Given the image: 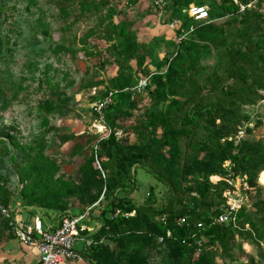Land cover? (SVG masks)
I'll return each instance as SVG.
<instances>
[{
	"label": "trees",
	"instance_id": "1",
	"mask_svg": "<svg viewBox=\"0 0 264 264\" xmlns=\"http://www.w3.org/2000/svg\"><path fill=\"white\" fill-rule=\"evenodd\" d=\"M67 1L78 2L77 19L92 22L80 52L94 58L97 69L111 72L105 80L88 79L79 86L96 89L98 94L87 102L88 110L106 130L100 136L87 133V142H92L90 154L85 155L74 181L64 175L55 178L56 162L48 161L34 146L42 135L29 134L23 141L15 134H1L0 129V168L8 166L4 160L9 156L16 168L15 192L22 205L35 212L61 214L54 221L57 225L62 217L78 215L99 200L88 223L91 231L82 233L92 240L83 264H107L106 240L118 242L119 253H132L125 264H146L140 247L149 241L174 243L179 257L176 264H218L215 260L226 256L233 264H257L241 245L247 241L262 253L264 189L257 179L264 171V143L239 140L236 144L232 137L249 120L245 108L264 99V0H163L161 10L155 0H149L147 7L139 4L131 17L128 11L138 0H129L127 11H116L109 0ZM190 4L206 6L208 17L191 18L187 13ZM26 9L30 10L29 4ZM144 15L161 16L163 24L174 19L180 23L168 42L160 41L165 42V50L155 61L154 71L147 67L153 63V49L161 46L137 42V32L131 30ZM3 44L0 37V56L7 51ZM212 51L215 62L201 65ZM36 66L37 61L26 63L27 75L22 73L20 80L36 81L38 95L28 110L34 109L41 117L42 127L50 114L59 112L61 88L48 73V64L42 70ZM34 68L38 75L30 74ZM63 74L62 78L68 75ZM141 78L148 85L138 93L135 87ZM13 88L10 98L2 95L6 106L12 98L23 104V96L31 97L22 83ZM104 98L109 102L99 113L93 104L103 103ZM100 115L102 121L97 120ZM137 168L147 169L155 182L171 191L160 208L153 207L151 191L143 207L117 196L116 192H131ZM229 177L244 178L252 188L248 194L252 208L242 207L236 213V227L212 224L228 207L223 194L232 190L225 181ZM2 186L0 203L9 204L8 196H2L6 191ZM179 218H184L182 225L176 223ZM198 223L203 226L198 228ZM6 225L0 219V227L13 236ZM234 245L237 255L231 257Z\"/></svg>",
	"mask_w": 264,
	"mask_h": 264
},
{
	"label": "rangeland",
	"instance_id": "2",
	"mask_svg": "<svg viewBox=\"0 0 264 264\" xmlns=\"http://www.w3.org/2000/svg\"><path fill=\"white\" fill-rule=\"evenodd\" d=\"M109 1L116 5V11H127L126 4L129 0ZM147 1L149 0H138L133 10L128 11L129 17L133 15L139 4L142 6L143 3V7H147ZM28 4L29 11L26 9ZM78 15L79 4L76 1L0 0V37L2 43L5 42L2 47L7 50L6 52L3 51L2 56H0L1 134H15L16 137L24 138L23 141L28 138L29 134L42 135L34 146L37 147V152L49 159L48 161L56 162L58 173L55 178L64 175L67 178H73L74 181L78 179L76 178L78 167L85 155L90 154L89 146L92 142H87V133L100 136L103 130L88 110L87 102L90 97L98 94L96 89L79 86L86 83L88 79L105 80L107 76L111 75L109 68V70L97 69L94 65V58L91 60V57H85L80 52L83 48L82 44L86 40L83 39V36L87 34V29L92 22L90 19H77ZM145 15L134 22L131 30L137 32V42L161 46L153 49V63L147 67L149 71H154V63L159 59V55L164 52L165 42L170 40L173 30L169 28L168 24H163L161 16ZM167 16H169L168 12L165 15L166 19ZM162 40L165 42L160 44ZM215 53L212 51L210 56L201 61V65L213 64ZM36 61V67L41 70L47 64L50 66L48 73L54 75V80L60 83V97L62 99V104L57 110L59 112L54 115L50 114L47 124H43L42 127H40L41 117L36 114L34 109L28 110L38 95L35 91L36 81L27 80L24 82V80H20L22 73L27 75L24 65ZM57 68H60V71ZM39 73H35L34 68L30 74L38 75ZM63 73L68 75L62 78ZM17 82L22 83V87L30 92L32 98L23 96V104H19L16 98L15 100L12 98V104L6 106L5 98L3 99L2 95L10 98L14 84ZM103 101L105 106L109 102L107 98H104ZM245 113L249 120L240 129L237 137H232L235 143L237 144L239 140H260L264 143V99L254 107H246ZM100 119L99 116L97 120ZM79 146L82 147V151L78 153ZM4 161L7 162L8 166L0 168V183L3 184L2 188H6L2 196H8L12 209L14 208V211L20 209V212H34L37 216L47 217V221L50 223L57 221L62 216L59 213L44 210L38 212L39 209L35 212L33 209H27L22 205L21 199L17 196V191L15 192V188L18 186L16 168L10 164L9 156H6ZM94 164L97 167L96 162ZM146 171L147 169L141 168L135 170L133 176L136 183L129 194L122 195L120 192H116V194L119 197L130 199L136 206L143 207L144 201L151 191L155 198L153 207L160 208L167 202V193H171V191L166 186L155 182ZM9 172H14V176H6ZM262 188L264 189L263 186ZM149 224L154 225L152 221ZM2 236L5 237V234L0 233V238ZM116 243L109 240L105 241L108 250L104 254L107 257L105 258L107 264H125L126 262L123 261H127L128 257L132 255L131 252L119 253L120 246H118L119 243ZM81 246L82 243L78 241L75 248L79 250ZM260 246L262 247L260 254H263V257L259 254V248L247 241H242L241 249L244 253L251 255L257 264H264V244L260 243ZM140 251L146 264H176L179 258L175 244L170 241L162 245L149 241L140 247ZM198 254L199 251H197L195 259H197ZM232 255H237L236 245L231 249V257H233ZM226 257L224 260L216 259L215 261L218 264L226 262L233 264L234 261L228 256ZM235 264L250 263L235 262Z\"/></svg>",
	"mask_w": 264,
	"mask_h": 264
},
{
	"label": "built area",
	"instance_id": "3",
	"mask_svg": "<svg viewBox=\"0 0 264 264\" xmlns=\"http://www.w3.org/2000/svg\"><path fill=\"white\" fill-rule=\"evenodd\" d=\"M154 3L159 10L165 6L163 0H155ZM243 8L244 7L241 6L240 10H243ZM207 10L208 8L206 6L190 4L187 8V13L194 20H203L208 17ZM167 24L170 29L174 30L180 23L174 19ZM177 40H180V37L177 38ZM147 85V79L141 78L135 87V91L140 93ZM107 100L109 101L108 98ZM103 105H105L104 102L93 104L94 108L99 113ZM100 117V121H102L103 117L101 115ZM100 126L103 130H106L103 124ZM225 181L232 187V190H227L223 194L226 198L228 207L223 214H219L217 218L213 219L212 224L222 223L227 226L231 225L236 227V213L242 207L248 210L252 208V201L248 196V194H251L249 192H252V188L249 187L244 178L232 179L229 177L225 179ZM257 183L263 186L261 183ZM98 203L99 200L78 215L62 217L59 223L53 226L45 225L39 218H34L32 221L18 218L13 215V209L9 204L0 203V219L7 221V233L12 234L22 245L33 247L36 250L38 254L37 264H81L84 263V255L88 253L87 249L92 244V240L82 233L84 231H91V227L88 223L92 216V209L96 207ZM117 213L118 211H116L113 216H116ZM160 221L164 222V217H161ZM176 223L177 225H182L184 223V218H179ZM202 226V223L197 224L198 228ZM167 234L169 235L168 232ZM78 241L82 243L81 249L79 250L75 248ZM200 243L201 240L197 239L196 244L199 245Z\"/></svg>",
	"mask_w": 264,
	"mask_h": 264
},
{
	"label": "crops",
	"instance_id": "4",
	"mask_svg": "<svg viewBox=\"0 0 264 264\" xmlns=\"http://www.w3.org/2000/svg\"><path fill=\"white\" fill-rule=\"evenodd\" d=\"M13 212V215L26 221H32L34 218H39V220L45 225L53 226L57 223L54 221H52L53 223H50L46 218L32 215L29 211L20 212V209L14 211L13 208ZM0 233L5 234V237L2 236L0 238V264H37L38 254L33 247L22 245L13 236L7 235L5 229H2V227H0Z\"/></svg>",
	"mask_w": 264,
	"mask_h": 264
},
{
	"label": "bare ground",
	"instance_id": "5",
	"mask_svg": "<svg viewBox=\"0 0 264 264\" xmlns=\"http://www.w3.org/2000/svg\"><path fill=\"white\" fill-rule=\"evenodd\" d=\"M214 178V180H216V178L215 177H213ZM259 183H261L263 186H264V172H262L260 175H259Z\"/></svg>",
	"mask_w": 264,
	"mask_h": 264
}]
</instances>
